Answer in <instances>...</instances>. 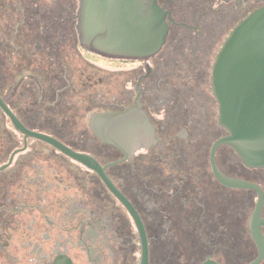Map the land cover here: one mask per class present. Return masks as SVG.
Returning a JSON list of instances; mask_svg holds the SVG:
<instances>
[{"label": "flooded vegetation", "instance_id": "obj_1", "mask_svg": "<svg viewBox=\"0 0 264 264\" xmlns=\"http://www.w3.org/2000/svg\"><path fill=\"white\" fill-rule=\"evenodd\" d=\"M157 2L167 12L165 44L148 59H124L81 45L78 0H0V264L141 263L135 217L54 142L105 169L145 227L149 264L259 257L251 231L258 193L225 186L213 171L215 145L229 135L219 125L213 69L233 30L264 1ZM130 107L153 130L134 134L126 144L142 148L127 157L90 122ZM215 162L264 196V168H247L223 144Z\"/></svg>", "mask_w": 264, "mask_h": 264}, {"label": "water", "instance_id": "obj_2", "mask_svg": "<svg viewBox=\"0 0 264 264\" xmlns=\"http://www.w3.org/2000/svg\"><path fill=\"white\" fill-rule=\"evenodd\" d=\"M78 1L79 39L84 48L94 53L112 58L148 59L158 53L166 42L169 32L167 12L157 0ZM213 88L219 104V125L229 133L215 145L213 171L223 185L254 190L259 195L251 219V231L259 248V257L251 264H259L264 257V240L260 230V225H264L261 219L263 191L254 183L231 179L222 174L215 162V151L219 145H229L247 168H264V5L241 21L223 45L213 69ZM0 106L5 109L2 99ZM140 121L148 123L149 129H143ZM90 124L99 138L122 150L127 157L142 148L141 143L126 144L135 139L134 134L153 130L146 118L143 121L137 115V108L134 107L123 113L96 114ZM54 144L62 153L97 172L107 187L125 204L135 217L140 231V264H149L145 227L137 212L106 175L105 169L88 155L74 152L57 142Z\"/></svg>", "mask_w": 264, "mask_h": 264}, {"label": "rangeland", "instance_id": "obj_3", "mask_svg": "<svg viewBox=\"0 0 264 264\" xmlns=\"http://www.w3.org/2000/svg\"><path fill=\"white\" fill-rule=\"evenodd\" d=\"M255 202V201H254Z\"/></svg>", "mask_w": 264, "mask_h": 264}]
</instances>
